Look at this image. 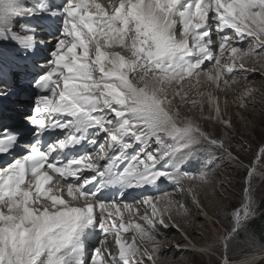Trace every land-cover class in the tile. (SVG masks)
<instances>
[{
  "label": "snow or ice",
  "instance_id": "6c2138e0",
  "mask_svg": "<svg viewBox=\"0 0 264 264\" xmlns=\"http://www.w3.org/2000/svg\"><path fill=\"white\" fill-rule=\"evenodd\" d=\"M62 11L67 18L49 71L38 81L41 95L31 117L37 140L15 153L17 135L7 129L0 135V156L12 154L0 166V264H69L79 259L75 241L87 228L100 239L86 264H147L143 258L151 261L159 252L160 228L169 227L156 218L157 203L174 205L171 196L178 193L101 200L106 184L97 178L139 145L110 182L136 188L165 178L182 191L185 179L197 178L157 168L177 139L184 142L176 150L205 141L239 162L232 140L199 121L214 119L229 134L233 129L215 93L232 91L236 77L249 75L243 61L264 55V0H67ZM244 41L247 50L238 46ZM209 62L213 67L203 72ZM192 80L207 84V91ZM253 91L239 94L241 107ZM180 105L196 115H181ZM55 130L64 135L43 147L40 138ZM84 141L91 152L66 158ZM254 154L264 160V148ZM109 236L118 256L105 248Z\"/></svg>",
  "mask_w": 264,
  "mask_h": 264
},
{
  "label": "rangeland",
  "instance_id": "374dc122",
  "mask_svg": "<svg viewBox=\"0 0 264 264\" xmlns=\"http://www.w3.org/2000/svg\"><path fill=\"white\" fill-rule=\"evenodd\" d=\"M9 1L14 4L13 7L18 9L24 8L25 3L27 2L26 0ZM18 6L21 7L19 8ZM45 38H49V36H45ZM251 57L255 58V61L259 57L256 63H253V61L249 62L252 67H255V64L259 63L264 65V55H253ZM41 61L42 60H37V63H40ZM246 65L249 66L248 64H245V67ZM210 66L213 67V64ZM209 69H207V71ZM261 70L258 71L256 78L251 79V81H260L264 83V68ZM236 78L237 80H243L238 77ZM193 82L194 81H192L191 84ZM246 82L247 81L245 80V83ZM263 85L261 88L264 90ZM184 87H189V85L184 84ZM193 87H195V85H193ZM215 94L219 96L221 93L219 92L218 94L216 92ZM251 97L252 99L247 100L246 98L245 100V104L247 106L241 107L238 97L230 100L226 96L222 97V94L219 96L221 110L225 118L230 119L231 116L232 118H245L243 123H233L234 127L230 134L222 125L217 124L214 119L212 121H199L206 128V130L212 132L213 134L219 133L221 138L232 140L233 146L236 149L233 151V155L239 158V162L229 159L227 156L223 155L222 151L216 148L215 145L205 141H200L193 144L189 148L193 150L190 151L188 156L186 153H181L183 157L187 156V159L185 160L186 164L184 163L185 165L181 166V162L175 159L176 156H174L173 153L184 141H179V139L170 141L173 145V150L166 155L169 156L166 168L172 167V170L178 169L179 171L177 170L175 173L187 174L191 177H196L197 179L195 182L185 179L182 182V191L178 189L177 185L173 182V186L169 189V191L165 192V195H168V192H171L170 194H179L186 191V194L188 195L187 200L200 208V198L196 195L194 196L192 193L197 189H203L205 187L202 185L203 183L209 184L213 180H216L218 182L217 198L218 202H221V208L219 215L214 213L215 215H213L210 220L205 221L202 218L196 220L199 225L194 237L197 240V244L199 243V246L193 242L191 237L182 231L181 227L174 224L169 210L165 209L162 213V210L158 209L156 218L159 219L160 216L167 218L171 224V230L179 234L184 242L180 244L181 246L178 245V247H181L178 250L173 247V255L170 254L171 246L168 245L165 247L166 254L163 256L160 255V253L157 254V252H154L156 254L155 255L152 252L151 261L146 260L147 257L146 259L145 257L143 258L147 264H161L157 259L161 256L165 259L175 256V258L183 256L186 264H192L190 263L191 257H189L191 255H186L187 251L183 250L187 248L196 249L197 258H200L201 256L206 257V264H239L242 261L240 259L244 258L253 259V263L251 264H264V160H260L259 157L254 154L261 148H264V107L261 108L256 105L257 103L255 101L261 98L260 95H252ZM225 100L227 103H225ZM178 101L179 98L177 97V102ZM180 108L181 115H187L189 118H193L194 115H196L195 110L189 111L184 105H180ZM205 115H207V112ZM237 141H239L240 144H243L244 147L239 148L237 146ZM249 145L251 147H249ZM138 149L139 147H137L136 151H138ZM136 151L133 152V156L136 154ZM188 158L193 160L189 162ZM164 161L165 160H160V163H158L157 167L159 166V170L163 171L165 164L163 163ZM252 167H255L256 171L251 177V180H249L248 172ZM201 176H204L203 180L199 178ZM167 181L168 180H166V183H168ZM196 186L198 188H196ZM162 191H164V189H160L159 194H161ZM178 194L177 196L172 195L171 198L174 202H176L175 205L181 206L180 209L184 211L183 209L185 206L182 207ZM245 208H247V211H245ZM122 211L124 210L122 209ZM238 212L240 213L239 216L237 215ZM143 214L144 213L142 212L139 215ZM127 219L128 217L125 213V220L127 221ZM133 222H137L135 218H133ZM211 233L217 234L219 239L215 241L212 240L210 237ZM261 233H263L262 236ZM83 235L90 237L91 231L83 232L79 237L82 238ZM126 235L127 234H125V236ZM126 240H128L129 243L131 242L129 238H126ZM106 259H109V257L106 256Z\"/></svg>",
  "mask_w": 264,
  "mask_h": 264
},
{
  "label": "bare ground",
  "instance_id": "6f19581e",
  "mask_svg": "<svg viewBox=\"0 0 264 264\" xmlns=\"http://www.w3.org/2000/svg\"><path fill=\"white\" fill-rule=\"evenodd\" d=\"M26 1L27 2L25 3L24 8L18 9L16 7H13L14 4L11 1H9V0H7V1L6 0H0V81L3 82V84H0V87L7 85V83L11 85L10 86V90L11 91L8 94V96L16 95V90L19 87L23 88V89L27 88L26 76L27 75H31L28 71L21 70V69L24 67L26 70H29L25 63H26V60H27L28 56L32 55V52L29 51L28 54L26 55L25 53L27 51L23 52L21 50V48H19L20 46H17V45H19V40H15V38L22 37V38L27 39L26 40L27 41V45L28 44H32L35 41H36V43L45 42L46 45H47L45 50H46L47 54L52 56V50H53V48L55 46V43H56L57 39H59L61 34H62V30H60V32L53 33L52 35H50L49 38H45V37H43L45 35H43V36L42 35H33V34H30V33L24 32L23 31V27H25V25H27V27H28V25L30 23H35L37 25V27H38L39 24L42 22V20L43 21L45 20L47 23L51 22V20H52V18L50 16H48V14H46L44 12L40 15V17L34 18V19H30L29 18L30 17L29 15H31L30 11L31 12H35V7H34L35 3H37L36 5L40 6L42 4V2H35L33 0H26ZM187 2H190V0H187L186 2L182 1V3H187ZM23 3H24V1H23ZM53 4H55V3H53ZM53 4H52V6H53ZM15 12L18 13V16L15 14ZM20 26H23V27L20 28ZM178 28H179V25H178ZM28 34H30V35H28ZM27 35L30 36V38L34 37V39L33 40L29 39V37ZM38 37H42V38H38ZM3 42H7V43H3ZM238 46L242 47L244 50H247L248 41H244L242 45H238ZM39 47L40 46L38 45V49H36L35 51L41 53L42 48L41 47L39 48ZM254 57H256V56H254ZM257 59H256V61H257ZM47 61H49V60H42L40 63L36 64V66L38 68H41V63H46ZM252 61H253V63H256L255 58H253V57H248V58H246L243 61L244 64H248L249 65V66L246 65V67H245L246 69L249 70V75H248L247 78H243V80H237V78H235L236 79V83L232 84V91L228 92L227 94H225L223 91H217V93L219 94V92H220L222 94V97L226 96L230 100H233V99H235V97H238L241 92H243L245 89L250 87V88H252L254 90L253 94H252L253 96L254 95H260L261 96V98H259L255 102L257 103L256 105H258V107L262 108V107H264V105H263L264 90L261 88V86L264 83L260 82V81H251V79H255L256 78V76L258 74V71L263 69L264 65L259 63V64H255L256 65L255 67H252V65L249 64V62H252ZM222 63H223V61H222ZM210 65H212L211 62L207 63V66L204 67L202 71L203 72H207V69L211 68ZM245 80L247 81L246 83H245ZM192 81H194L192 83V85H195V87H200V90H203V91L207 90V87H208L207 84H203V86H197L195 80H192ZM229 82L231 83V81H229ZM185 84L189 85L188 82H186ZM221 87H223V85ZM263 87H264V85H263ZM186 88H188V87H186ZM28 92H30V90ZM221 94H219V96ZM193 96H195V91L193 93ZM18 99H20V97L17 98V100ZM250 99H252L251 96L247 97V100H250ZM253 104H254V102H253ZM18 105L19 106H17L15 104L14 106L7 107L6 108L7 111L3 112L2 105L0 104V121L5 123L4 129L0 130V133L3 132L5 129H9L12 126H15L17 119H19V118L22 119V117H24V116H22V114L25 113L26 110H24L22 105H25V104L23 102H20V103H18ZM26 117H28V116H26ZM230 120L233 123L236 122V123L240 124V123H243L245 121V118L244 119L241 118V117L232 118V116H231ZM17 128H20V127H17ZM137 147H139V145H137ZM191 150H193V149L187 148L185 150L184 149L175 150V152L173 153V155L176 156L175 159H177L178 161L181 162V166H184L186 164L185 160L187 159V156L189 155ZM197 151H199V150H197ZM132 153H133V151L128 149L127 152L124 154V158L122 159V161H124L125 158L129 157L130 155H132ZM181 153H186L187 156L183 157L181 155ZM193 155H194V153H193ZM168 157L169 156H164V158L161 159V160H165L163 162V163H165L164 167H163V171H167L169 173H175L178 169L172 170L173 169L172 167L166 168L167 162L169 160ZM199 159H200V157H199ZM192 160L193 159H191V160L189 159V162H191ZM159 163H160V161H159ZM166 180H168L167 181L168 183H166ZM202 185L205 186L203 189H197V190H195V192L192 193L194 196L196 195L198 198H200V201H199L200 208L197 207V205L195 206L194 204L189 202V200H187V196L188 195L186 194V191L182 192L183 194L182 193L178 194V197H179V199L181 201L182 207L185 206L184 209H183L184 211H182V209H180L181 206H179V205L178 206L175 205V204L174 205H169V204H167L164 201H159L157 203L158 209L162 210V213H163V210H165V209L169 210L171 212L170 215L172 216L171 218L174 221V224H176L179 227H181L182 231L186 235L191 237V239L193 240V242L195 244H197V240L195 239L194 235L197 232V228H198V225H199L196 222V220L199 219V218H202L205 221L210 220V219H212L213 215H215V214L219 215L220 208H221V206H220L221 202H218V198H217L218 182L216 180H213L209 184L203 183ZM172 186H173V182L171 180L165 179V178H161L154 185H145L143 187H136V188H133V189H127V192L128 193H132V194H140L141 196H140L139 199H142V198L149 197V196H158L160 189H164V191H162L161 194H165V192L169 191V189ZM148 187H150L151 190L148 189ZM196 188H198V187L196 186ZM170 193L171 192H168V194H170ZM176 196H177V194H176ZM64 198L68 199V197L66 195H65ZM139 199H137V200H139ZM5 211H6V209H5ZM142 212H143V206L140 208L139 214H141ZM164 220H165L166 224H169V228L166 229V230L164 228H160V233L162 235L156 237V239H157V241L159 243V252H157V254L160 253V255H162V256L165 255L166 254L165 247L168 245V246H171V249H170L171 253L170 252H168V253L173 255V252H174L173 247L176 248L177 250L180 249L181 247H178V245L183 243L184 240L181 238V236L179 234H177L176 232H173V230H171L172 227H171V224L169 223L168 219L164 217ZM92 232H93V234L95 233L94 230ZM131 235H132L131 232L128 233L125 236V239L129 238ZM210 237L214 241L219 239V236L217 234H215V233H211ZM97 244H98V239H97L96 242H95L94 239H90V242H87L86 249L83 250L82 245L76 240L75 241V247H77L80 250V257H79V259H70L69 260V264H86L87 260L91 256L92 248H94ZM148 247L151 250L152 245L149 244ZM105 248L108 251H110L113 255H117L118 256V248L114 245L112 236L108 237V239H107V241L105 243ZM183 250L187 251L186 255H188V254L191 255V256H189V257H191L190 263H192V264H206V260H205L206 257L201 256L203 259L201 257L197 258V256H196L197 255L196 254L197 250L196 249L187 248V249H183ZM162 256L157 258L158 261L161 264H186V261H185L183 256L182 257L177 256L179 258H175L176 257L175 256V257L166 258V259L164 257H162ZM145 259H146V257H145ZM240 260H242V261L239 264H251V263H253V259H251V258H244V259H240ZM238 261H239V259H238Z\"/></svg>",
  "mask_w": 264,
  "mask_h": 264
},
{
  "label": "clouds",
  "instance_id": "9594fccd",
  "mask_svg": "<svg viewBox=\"0 0 264 264\" xmlns=\"http://www.w3.org/2000/svg\"><path fill=\"white\" fill-rule=\"evenodd\" d=\"M136 149H137V147L134 149L135 151H136ZM129 150H132L133 152H134V150H133V148L132 149H129ZM175 152V151H174ZM176 155V154H175ZM132 158H133V153H132V155H130ZM169 161V160H168Z\"/></svg>",
  "mask_w": 264,
  "mask_h": 264
},
{
  "label": "trees",
  "instance_id": "16d2710c",
  "mask_svg": "<svg viewBox=\"0 0 264 264\" xmlns=\"http://www.w3.org/2000/svg\"><path fill=\"white\" fill-rule=\"evenodd\" d=\"M263 235V233H261V236Z\"/></svg>",
  "mask_w": 264,
  "mask_h": 264
}]
</instances>
